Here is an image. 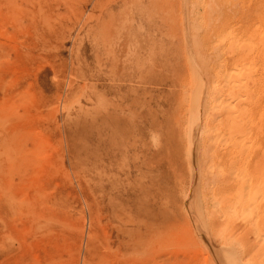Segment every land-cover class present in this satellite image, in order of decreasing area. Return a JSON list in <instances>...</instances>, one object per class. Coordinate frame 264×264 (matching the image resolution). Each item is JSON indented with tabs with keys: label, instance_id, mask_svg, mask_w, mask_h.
Here are the masks:
<instances>
[{
	"label": "rangeland",
	"instance_id": "374dc122",
	"mask_svg": "<svg viewBox=\"0 0 264 264\" xmlns=\"http://www.w3.org/2000/svg\"><path fill=\"white\" fill-rule=\"evenodd\" d=\"M107 1L0 0V264H264V0Z\"/></svg>",
	"mask_w": 264,
	"mask_h": 264
},
{
	"label": "bare ground",
	"instance_id": "6f19581e",
	"mask_svg": "<svg viewBox=\"0 0 264 264\" xmlns=\"http://www.w3.org/2000/svg\"><path fill=\"white\" fill-rule=\"evenodd\" d=\"M100 1V0H99ZM102 1V0H101ZM107 1V0H106ZM109 1V0H108ZM107 1V3H109ZM121 1V0H120ZM115 2V1H114ZM125 3V2H124ZM102 4H103V2H102ZM105 4V3H104ZM123 4V3H122ZM240 21V20H239ZM253 22V21H252ZM250 24V23H249ZM244 25V24H243ZM247 25V24H246ZM260 25V24H259ZM255 26V25H254ZM257 26V25H256ZM249 28V27H248ZM247 28V29H248ZM254 29H255V27H253ZM262 33H264V32H262ZM116 35V34H115ZM220 35V34H219ZM224 35V34H223ZM262 35H264V34H262ZM222 36V35H221ZM254 36V35H253ZM225 37V36H224ZM246 37V36H245ZM122 39V38H121ZM146 40V39H145ZM218 40V39H217ZM247 41H249L248 39H247ZM242 42V41H241ZM252 43V42H251ZM250 44V43H249ZM253 44V43H252ZM135 45V44H134ZM118 46V45H117ZM164 47V46H163ZM164 49V48H163ZM128 50V49H127ZM196 50V49H195ZM197 52V51H196ZM117 53V52H116ZM118 54V53H117ZM116 55V54H115ZM245 63L246 62H244V65H245ZM235 64V63H234ZM239 64V63H238ZM249 64V63H248ZM248 64H246V65H248ZM251 64V63H250ZM245 65V66H246ZM238 66V65H237ZM236 66V67H237ZM245 66H241L240 68H239V66L237 67V68H235L234 67V69H232L231 70V73L232 74H234L233 76H235L236 74H239V73H242L243 71H244V73H245V71H246V69L248 68L247 66L245 67ZM249 66V65H248ZM253 66V65H252ZM254 66H255V64H254ZM253 66V67H254ZM233 67V66H232ZM250 67V66H249ZM250 69V68H249ZM248 70V69H247ZM251 70V69H250ZM250 72L251 71H249V74H250ZM229 73V72H228ZM247 73V72H246ZM230 74V73H229ZM232 74H230L231 76H232ZM230 75H229V77H230ZM241 75V74H240ZM245 76H244V78H246L247 76H246V74H244ZM226 76H228V75H226ZM225 76V77H226ZM232 76V77H233ZM250 76V75H249ZM231 77V78H232ZM228 79V78H227ZM230 79V78H229ZM228 79V80H229ZM231 80V79H230ZM230 80L228 81V83L230 82ZM236 81V80H235ZM238 81H239V79H238ZM232 84V83H231ZM234 84V83H233ZM235 84H236V82H235ZM237 84L239 85V83L237 82ZM223 86V85H222ZM234 85H232V91L230 90V91H228L229 93H228V95H230L231 97H234L235 96V98H237V94L233 91V87ZM223 88H225V87H223ZM242 88V87H241ZM229 89V88H228ZM108 91V90H107ZM221 92H222V90H221ZM236 94V95H234V93ZM232 93H233V95H232ZM239 97V96H238ZM226 98V97H225ZM235 98H234V100H235ZM228 100V99H227ZM238 100V99H237ZM237 100H235V101H237ZM223 101V100H222ZM221 101V103L220 104H218V102H217V105H219L220 107H222V109H223V111H225V112H227L228 113V111H230L232 108H231V106H230V102H222ZM233 103H234V101H233ZM218 106V107H219ZM234 106V105H233ZM235 107V106H234ZM228 117H229V115H228ZM231 120V119H230ZM230 123H232V122H230ZM119 125V124H118ZM232 126V125H231ZM229 127V126H228ZM227 127V128H228ZM229 129V128H228ZM229 131H230V129H229ZM121 132V131H120ZM118 133V132H117ZM124 137V136H123ZM131 150H132V148H131ZM129 151V150H128ZM134 151V150H133ZM130 153V152H129ZM126 154H128V153H126ZM107 155H109V153L107 154ZM110 160V159H109ZM108 160V164L110 163V161ZM106 163V164H107ZM144 163V162H143ZM231 163V162H230ZM135 166V165H134ZM259 166H261V165H259ZM136 169V168H135ZM137 169L140 171V169H141V166H139V167H137ZM230 169V168H229ZM136 172V171H135ZM131 173H133V172H131ZM131 173H126L125 174V177H126V179H129L130 178V175H131ZM108 181H110V180H108ZM118 185V186H117ZM111 186H113L114 187V189L117 191V193H118V196L120 195V192L123 190V189H121L122 187L120 186V183H117V184H113V183H111ZM244 186V185H243ZM239 187H241V186H239ZM111 189H113V188H111ZM243 189H245L246 190V188H242V189H239L240 191L241 190H243ZM112 192V191H111ZM251 192H253L250 188L247 190V193H248V195L251 193ZM247 195V196H248ZM110 196V195H109ZM250 196V195H249ZM251 197H246V198H244L243 197V195L242 194H240L239 195V205H240V208L243 210L242 212H243V214H245V215H248V212L247 211H251L252 209H253V207L251 208V206H252V204H253V202L251 201ZM251 209V210H250ZM237 210V209H236ZM239 211H241V210H239ZM238 211V212H239ZM241 213V212H240ZM250 213V212H249ZM242 214V215H243ZM248 216H250V214L248 215ZM123 220V219H122ZM121 220V221H122ZM146 230L149 232L150 231V227H149V225L147 224L146 225ZM121 229V228H120ZM260 230H262L261 228H260ZM123 234H124V232L123 231H121ZM219 232H221V230L219 231ZM260 235V234H259ZM262 235H264V234H262ZM261 235V236H262ZM260 241V240H259ZM262 241H264V239H262ZM261 241V242H262ZM260 242V243H261ZM259 243V244H260ZM215 245V244H214ZM262 245H264V244H262ZM235 248V247H234ZM227 249V248H226ZM220 250V249H219ZM227 250H229V247H228V249ZM227 250H224V251H226V252H228ZM218 251V250H217ZM223 251V250H222ZM222 251H220V253H219V255H220V257H221V260H222V262H223V264H238L237 262H236V258L235 259H233L232 257L231 258H228L225 254H221L222 253ZM223 251V253H225ZM229 252H231V251H229ZM223 255V256H222ZM227 255H229V253L227 254ZM229 256H231V254L229 255ZM239 261V260H238ZM240 263V262H239ZM242 264V263H241ZM262 264V263H261Z\"/></svg>",
	"mask_w": 264,
	"mask_h": 264
}]
</instances>
